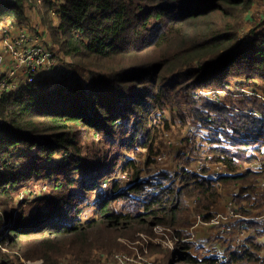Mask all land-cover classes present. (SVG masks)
<instances>
[{"label": "trees", "instance_id": "16d2710c", "mask_svg": "<svg viewBox=\"0 0 264 264\" xmlns=\"http://www.w3.org/2000/svg\"><path fill=\"white\" fill-rule=\"evenodd\" d=\"M26 1L51 32L52 48L58 45L69 59L60 76H37L0 97V264H25L21 257L61 264L69 254L86 263L95 247H107L120 234L136 237L155 224L187 236L194 215L209 220L222 190L231 186L236 213H262L264 190L257 183L264 180V119L236 116L208 101L197 107L184 97L230 75L257 80L264 91V19L250 31L255 37L239 36L251 0H65L58 6L0 0V21L22 20ZM164 108L174 120L185 121L189 113L196 126L216 135L204 140L229 174L198 176L188 166L193 155L175 185L139 177L141 167L130 153L144 157L145 165L155 162L161 151L156 112L162 111L168 128ZM222 139L240 153L220 147ZM119 170L133 177L126 189L116 179ZM34 182L44 183L45 193L17 203L14 193ZM106 182L112 187L100 196ZM95 192L100 198L84 218L81 211ZM119 198L130 202L118 207ZM242 223L247 237L227 247L225 263L207 255L204 245L179 242L169 252L170 264H264V218Z\"/></svg>", "mask_w": 264, "mask_h": 264}, {"label": "rangeland", "instance_id": "374dc122", "mask_svg": "<svg viewBox=\"0 0 264 264\" xmlns=\"http://www.w3.org/2000/svg\"><path fill=\"white\" fill-rule=\"evenodd\" d=\"M50 1H57V5L65 2V0H50ZM25 8H31L34 9L35 5L31 1L24 2ZM55 6V7H56ZM35 10V9H34ZM243 19V25L241 26L239 30V36L240 38H249V37H255L254 34L250 33L253 26L255 25V22H260L262 19H264V0H251V6L245 13ZM53 22L57 21L58 19L54 17V13L52 14V11L50 13ZM5 21L2 23H5L1 26L0 32H2L5 28H10L11 30L13 27H16L17 20L11 18V17H5ZM40 22L43 27L46 26L43 24V21L41 22V18L35 16L34 23ZM33 23V25H34ZM48 31H45V33H48V37H50V31L46 27ZM262 30V28L258 29V31ZM42 31V30H41ZM55 49L58 51V55L60 57V61L62 64L58 66L57 68H50L48 71L47 76L48 77H58L61 73H63L64 69L67 65V60L69 59L68 56L64 55L61 49L58 47V45H55ZM60 49V50H59ZM46 76V77H47ZM259 82L254 79H240L233 77L230 75L223 83L217 85V86H210L208 88L204 89H197L193 90L191 92H184V97H187L188 99L195 100V104L197 107H200L201 101H208L210 103L216 104L222 109L226 110L227 112L233 113L236 116H241L243 114H249L253 116H257L259 118L264 119V112H262V109L264 111V91L261 87H259ZM188 95V96H187ZM197 100V102H196ZM256 100L257 105L259 106V109H255V102ZM253 101V102H252ZM251 107V108H250ZM252 113H250V112ZM256 113H253V112ZM162 111L159 110V112H156L158 115L157 121L161 122V129L158 132L157 136V142H158V150H161L159 152V155H156L155 162L150 165L144 164V157H139L135 155L134 153H130V156H134L137 159L136 164L141 167V172L139 174V177L146 181H152V185L154 184H163V185H175L177 184L176 174L179 171V169L184 166V160L186 158H191L193 155L196 157L194 159L188 160V166L191 167V163L196 158L203 159L202 153H208V145H210L208 142H205L204 138L209 137L215 138L213 135H209L207 131L206 126H196L195 120L192 116L186 115V120L183 121L182 118L180 119L179 116H175V120L173 118L172 112L169 110V108H164L163 112L165 114V118L167 119V125L168 128L164 127L166 124L161 119V113ZM177 113V112H175ZM174 113V115H176ZM185 124V125H184ZM222 131V130H221ZM220 138H223L222 132L218 133ZM137 139L134 141L136 142ZM220 147H226L227 149H230L233 151V153L239 154L241 151V148L239 146H231V144L225 140L222 139V141L219 144ZM194 149L193 152H191V149ZM244 149V148H243ZM248 153L251 151L250 148H247ZM144 153H146V149L142 150ZM65 154L59 155L57 158L59 160L63 159V156ZM213 159V157H212ZM13 160L15 161H22V158L20 157H14ZM213 162H206L207 165L214 163ZM252 165L251 163H245V166ZM194 169V168H193ZM126 171H118L116 174V179L119 181L120 186L123 189L128 188L133 181V177L130 173H125ZM166 174H164V173ZM112 187L111 184H108L107 182L104 183L101 187V189L98 190V193L100 196H103L107 190ZM236 187L233 188V186L226 188V190H222L220 204L223 209V211H227V204L225 203L227 201L228 196L231 195V192L234 191ZM46 186L44 183L40 182H34L30 183L27 186L22 187L18 191L14 193V197L16 202L25 201V200H34L38 196H42L45 193ZM94 193V196L90 200L91 205H87L84 207V209L81 211V214L84 218H87L89 215H85L88 211H92L93 203L97 201L96 199L100 198L98 194ZM123 202L125 204H128L130 202L129 199L126 198H119L115 201V203L118 205V207H121L123 205ZM34 205H32V202L30 205L26 204V211L29 212L31 209H33ZM222 211V210H221ZM147 233L151 231H145ZM137 233L136 237L132 234H120L118 235L114 241L107 244V247L105 248H98L95 247L91 254L86 258L88 262L87 264H102L104 261H107L110 259L114 253L118 251L127 250L126 245L124 242L120 240V238H125L129 241H133L138 237ZM133 236V237H132ZM220 243H222V239H218ZM218 243V244H220ZM118 247V248H117ZM6 250V248H3ZM152 253L157 255V262L158 264H170L169 258L171 257L168 250H165L161 247H155V249L152 248ZM34 260L38 259H25L21 257V261H23L25 264H29ZM40 260V259H39ZM169 262V263H168ZM81 263L79 260L77 261L75 259V255L69 254L64 255L61 258V264H86ZM42 264V261L41 263Z\"/></svg>", "mask_w": 264, "mask_h": 264}, {"label": "built area", "instance_id": "2783aa9c", "mask_svg": "<svg viewBox=\"0 0 264 264\" xmlns=\"http://www.w3.org/2000/svg\"><path fill=\"white\" fill-rule=\"evenodd\" d=\"M38 38L35 37L32 39L25 31H20L19 34H13L10 28L2 30L0 97L5 93L15 92L21 86L34 81L42 68H57L60 66V63L54 58V53L48 47L42 45ZM3 56H9L11 59L12 66L9 70L4 68ZM253 113L256 112L254 111ZM202 154L203 159L198 157L191 163L192 170L195 174L212 180L229 174L221 163L214 162L207 165L206 162H213L212 155L209 152ZM257 187L260 191L264 190V180L260 179ZM225 203L227 204V211L214 209L212 217L209 220L204 219L201 214L194 215L188 229L189 235L187 236L178 235L174 229L164 224H155L151 232L141 231L133 241L120 238L126 245L127 250L114 253L110 259L104 261L102 264H158L157 255L151 251L152 247H161L168 250V252H172L177 249L179 242H194V249L204 245L207 255L215 256L225 263L228 255L226 252L224 253V249L228 247V243L231 247H238L236 245L242 243L247 237L242 221L244 219L264 218V210L260 215H251L249 217L236 213L234 211L232 194L228 196ZM198 229L209 230L210 233L199 235ZM216 236L225 237L224 249L221 254L210 251L214 245L209 240H212ZM191 252L194 254V250H191ZM40 263L41 260L38 259L29 264Z\"/></svg>", "mask_w": 264, "mask_h": 264}, {"label": "crops", "instance_id": "0c3cea01", "mask_svg": "<svg viewBox=\"0 0 264 264\" xmlns=\"http://www.w3.org/2000/svg\"><path fill=\"white\" fill-rule=\"evenodd\" d=\"M33 7L30 8H25V17L22 20H17L16 22V27H13V29L11 30L13 34H19L20 31H25L32 39H34L35 37H39V41L42 43V45H44L45 47H48L50 50L53 49L52 48V44H51V40L48 37V33H45V31H48L46 29V27L44 28L43 25L38 22V23H34V19L35 16H38V14L36 13V10L32 9ZM55 12V9H53L52 14ZM3 21H5V19L3 18L0 21V28L3 24ZM34 23V25H33ZM54 23H57V21H54ZM42 30V31H41ZM52 51V50H51ZM52 53H54V58L56 59V61L60 64V57L58 55V51L56 49H53ZM2 54V40H1V32H0V55ZM3 64H4V68L6 70H9L12 66V62L9 56H3ZM50 68H42L38 75L39 77H42L44 75L48 74ZM218 211H223L221 204L219 203V205L215 208ZM210 231L209 230H202V229H198V234H209ZM211 244H213L214 246L211 247L210 251L216 254H221L223 252V245L225 244V240L222 241V243H220L218 240H215L214 238H212V240H209ZM208 243V242H207ZM220 243V244H218ZM228 246H230V244L228 243ZM231 247V246H230ZM227 248L224 249V253L227 252ZM215 257V256H214Z\"/></svg>", "mask_w": 264, "mask_h": 264}]
</instances>
